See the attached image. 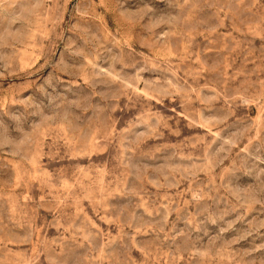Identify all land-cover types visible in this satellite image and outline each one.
I'll return each mask as SVG.
<instances>
[{
	"label": "rangeland",
	"instance_id": "374dc122",
	"mask_svg": "<svg viewBox=\"0 0 264 264\" xmlns=\"http://www.w3.org/2000/svg\"><path fill=\"white\" fill-rule=\"evenodd\" d=\"M0 264H264V0H0Z\"/></svg>",
	"mask_w": 264,
	"mask_h": 264
}]
</instances>
